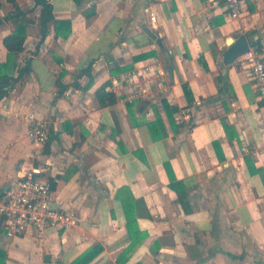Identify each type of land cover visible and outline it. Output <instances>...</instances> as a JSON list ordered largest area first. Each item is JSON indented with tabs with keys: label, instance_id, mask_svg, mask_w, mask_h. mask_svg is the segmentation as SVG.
Wrapping results in <instances>:
<instances>
[{
	"label": "crops",
	"instance_id": "crops-1",
	"mask_svg": "<svg viewBox=\"0 0 264 264\" xmlns=\"http://www.w3.org/2000/svg\"><path fill=\"white\" fill-rule=\"evenodd\" d=\"M15 1L35 22L14 77L28 61L31 72L0 101V199L24 170L46 166L54 206L80 221L18 238L0 232L6 264H73L96 247L89 264H264V103L239 58L224 61L243 35L264 58V0H245L239 20L215 0H48L56 21L71 22L67 38L53 22L44 36L36 0ZM13 11L0 0V66ZM154 59L174 66L173 83L154 76L152 95L100 105L104 83ZM58 79L71 86L62 98ZM32 113L48 123L44 147L28 138ZM158 118L155 134L166 136L155 140Z\"/></svg>",
	"mask_w": 264,
	"mask_h": 264
},
{
	"label": "built area",
	"instance_id": "built-area-1",
	"mask_svg": "<svg viewBox=\"0 0 264 264\" xmlns=\"http://www.w3.org/2000/svg\"><path fill=\"white\" fill-rule=\"evenodd\" d=\"M223 8L225 16L230 20H239L246 11L245 0H215ZM152 22H156L154 13L150 14ZM239 62L247 70L255 91L264 103V58L258 50L251 49L239 57ZM168 72L159 59L142 68L122 74L105 88L125 101H136L152 95L153 77L160 84ZM28 138L36 147H44L49 140L48 123L39 119L34 113L28 116ZM46 166L32 165L20 174L0 199V232L8 238L24 237L28 234H44L48 230H64L79 226V219L74 212L62 207H55V191L52 181L46 178ZM61 203L59 202V205Z\"/></svg>",
	"mask_w": 264,
	"mask_h": 264
},
{
	"label": "trees",
	"instance_id": "trees-1",
	"mask_svg": "<svg viewBox=\"0 0 264 264\" xmlns=\"http://www.w3.org/2000/svg\"><path fill=\"white\" fill-rule=\"evenodd\" d=\"M9 3L14 5V11L10 13L5 19H13L15 21V29L13 33L7 36L4 39V46L8 51L7 61L0 66V101L8 96V88L15 83H20L25 81V76L31 72V67L29 61L21 68L18 77H14V72L16 67L18 66L17 58L20 53L24 51L25 42L28 36V27L30 24L34 23L35 20L33 18H28L27 14L29 11L22 10L17 4L15 0H7ZM77 4H81L83 0H76ZM36 5L41 7V14L39 17L40 26L42 33H47V28L49 23H54L56 30V37L63 36L64 38L69 37L71 33V22L70 21H56L53 14V6L48 0H36ZM94 14V13H92ZM92 14H88L87 17H91ZM63 30H68L66 34H62ZM255 50H258L261 53V47H256ZM164 52V50H162ZM109 84V82L104 83L99 89L96 90L95 95L102 107L113 106L117 103V99L115 95L111 93H106L105 88ZM75 85V84H74ZM56 87L58 89V98H62L65 96L67 90L71 87L70 85H65L61 82L60 79L56 82ZM78 87V86H76ZM183 90L185 96L188 101L193 100V95L191 88L188 84H183ZM163 105L168 112L174 114L177 112V108H172L166 100H163ZM161 125V120L158 118L156 122L149 124L150 131L152 133V137L155 140L162 139L166 136V132L162 134L156 135L157 129ZM232 135H230V141H233ZM216 150L218 152V156L220 160H223L224 157L221 155L219 148L220 144L216 142L215 144ZM171 178V186L176 188L175 186V178L170 171H168ZM55 187L54 184H52ZM135 223V221H134ZM128 229L130 234L132 233L131 221L128 220ZM102 247H96L85 253L83 256L78 258L73 264H89L91 263L101 252ZM0 264H6V254L2 250H0Z\"/></svg>",
	"mask_w": 264,
	"mask_h": 264
},
{
	"label": "water",
	"instance_id": "water-1",
	"mask_svg": "<svg viewBox=\"0 0 264 264\" xmlns=\"http://www.w3.org/2000/svg\"><path fill=\"white\" fill-rule=\"evenodd\" d=\"M145 31L147 32L148 35H150L151 37H154V34L149 29H145ZM252 38H253L252 36L246 37L245 35H243L238 40H236L234 44H232L233 40L230 39L229 44H232V45L230 46L229 50L225 54V57H224L225 63L227 65H230L236 59L248 53L250 51L249 40H251ZM159 44L161 43L159 42ZM166 69L169 75L170 82L173 83L174 82V66L172 64H169L166 66Z\"/></svg>",
	"mask_w": 264,
	"mask_h": 264
}]
</instances>
